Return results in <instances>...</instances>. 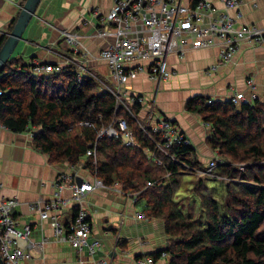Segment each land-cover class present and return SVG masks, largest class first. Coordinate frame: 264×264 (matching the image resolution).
Here are the masks:
<instances>
[{"label": "trees", "instance_id": "16d2710c", "mask_svg": "<svg viewBox=\"0 0 264 264\" xmlns=\"http://www.w3.org/2000/svg\"><path fill=\"white\" fill-rule=\"evenodd\" d=\"M6 38L0 37V48ZM115 105L112 93L91 77L80 80L71 68L37 73L14 52L0 72V123L15 132L36 127L33 145L52 163L85 159L86 168L105 184L118 181L124 191L144 200L146 217L162 220L168 236L167 246L151 253L155 259L165 252L168 264H264V101L237 105L197 94L185 103L187 112L198 113L213 127L206 139L210 148L232 161L216 166L221 177L197 175L193 193L200 199L205 223L187 215L175 199L183 175L197 173L162 153L131 113L116 111ZM132 110L140 114L141 105L134 103ZM118 117L128 120L139 146L104 136L96 161L84 158L99 129ZM87 120L93 125L82 124ZM152 134L161 140L159 132ZM146 150L160 156L163 164ZM169 151L186 164L203 166L191 144H173Z\"/></svg>", "mask_w": 264, "mask_h": 264}, {"label": "crops", "instance_id": "0c3cea01", "mask_svg": "<svg viewBox=\"0 0 264 264\" xmlns=\"http://www.w3.org/2000/svg\"><path fill=\"white\" fill-rule=\"evenodd\" d=\"M211 1L215 13L225 10L237 24L250 23L264 28V0H241L233 6H226L221 0ZM24 2L0 0V37L10 32ZM112 4L113 0H42L15 52L21 53L24 60L27 58L26 62L33 59L56 61L59 59L56 51H72L73 45L67 42L62 32L68 30L78 35L79 48L87 52L92 69L106 76L109 71L100 51L114 37L100 36L97 28L106 19ZM213 65L215 69H212ZM250 75L254 76L258 99L264 101V43L246 40L227 61L220 59L218 46L188 47L182 53L172 52L167 78L151 79L144 70L131 77L126 89L130 94L139 93L153 101L155 116L171 118L189 137L194 155L205 165L214 154L206 141L213 127L198 113L187 112L185 103L197 94L230 100L236 91L246 90ZM140 115L144 116V112ZM34 129L36 127L15 132L6 126L0 128V194L19 200L15 215L20 225L37 220L31 204L40 199H51L56 190V175L70 167L67 162L52 163L47 153L34 147L30 133ZM79 177L93 180V175L85 167L78 171L77 179ZM63 195L71 197L72 190L65 188ZM85 206L93 223L92 235L102 240V247L96 255L76 250L67 240H58L49 223L40 224L38 220L32 237L40 240L44 233L49 242L43 251H33V257L25 260V264H137L138 256L167 246L163 221L138 216L145 207L142 199L134 202L132 197L117 189L98 187L87 195ZM74 215V205H68L61 212L64 222L72 220ZM155 261L156 264H168L169 256L162 254Z\"/></svg>", "mask_w": 264, "mask_h": 264}, {"label": "built area", "instance_id": "2783aa9c", "mask_svg": "<svg viewBox=\"0 0 264 264\" xmlns=\"http://www.w3.org/2000/svg\"><path fill=\"white\" fill-rule=\"evenodd\" d=\"M226 6L238 5L241 0H221ZM211 0H191L189 4L182 0H113L112 7L97 33L102 37L113 36L114 39L100 51V57L105 61L109 74L106 76L95 72L91 67V59L87 52L79 48V38L74 32L63 30L64 38L72 46V51H54L59 59L56 61H41L33 59L32 70L37 73L53 74L71 68L79 79L91 77L102 89L112 93L116 99V111L127 109L149 135L156 147L165 155L182 163L189 171L211 177H221L215 171L220 163H232L230 159L221 157L214 151L211 159L203 166L186 164L169 151L173 144H191L189 137L177 128L169 117L156 115L155 103L148 101L139 93L130 94L126 84L131 77L141 71H147L150 78L161 80L169 74V54L182 53L186 48L200 49L211 46L219 47L221 60H231L242 41L264 43V28L256 24H237L225 11L215 13ZM142 63V64H137ZM215 69V65L212 66ZM257 85L254 76L247 78V88L236 91L231 101L240 105L243 102H253L258 99ZM139 103L144 112V122L140 114L132 110V105ZM140 112V113H141ZM82 124L92 126V120L82 121ZM4 125L0 123V128ZM149 127L152 129L150 130ZM159 132L161 140L152 132ZM34 134V130H30ZM104 136L121 138L125 145L139 146L134 131L125 117H118L110 124L102 126L95 141L89 143L84 158H97L98 142ZM157 163L163 164L162 158L155 152L146 150ZM85 159L76 164H70L68 171H60L54 180L56 187L54 196L49 200H39L31 204L37 214L34 222L20 221L15 215L19 200L15 197H4L0 194V255L5 264H25V260L33 257V251H43L49 242V237L42 233L41 239L32 237L35 224L49 223L60 241H69L78 251L86 250L90 255H96L102 247V240L92 235L93 223L85 206L89 193L98 187L117 189L122 194L132 197L134 202L140 199L137 194L126 192L118 181L105 184L93 175V180H77L78 171L85 167ZM241 169L245 164L239 163ZM87 169V168H86ZM152 181H148V185ZM69 187L71 197H65L63 191ZM68 205L77 208L72 220L64 222L61 212ZM141 218L145 212L138 213ZM166 254L165 252L162 253ZM155 257L143 254L136 258L137 264H156ZM105 262V261H103ZM99 264V263H98Z\"/></svg>", "mask_w": 264, "mask_h": 264}, {"label": "water", "instance_id": "95a60500", "mask_svg": "<svg viewBox=\"0 0 264 264\" xmlns=\"http://www.w3.org/2000/svg\"><path fill=\"white\" fill-rule=\"evenodd\" d=\"M41 1L42 0H25L13 28L7 34V38L0 48V72L15 52L19 42L24 38V33L36 14ZM77 180L79 183L82 182V178L80 177ZM0 264H5L1 255Z\"/></svg>", "mask_w": 264, "mask_h": 264}, {"label": "rangeland", "instance_id": "374dc122", "mask_svg": "<svg viewBox=\"0 0 264 264\" xmlns=\"http://www.w3.org/2000/svg\"><path fill=\"white\" fill-rule=\"evenodd\" d=\"M18 54V51L16 50L15 55ZM20 55H22L20 53ZM27 61V58L24 60ZM142 118V115H140ZM198 173L192 174V173H185L183 175V184L182 187L179 189L177 195H176V201L178 205L182 208V210L190 216H193L194 218L206 222V217L204 210L201 206V202L199 197L193 193L194 183L198 180ZM213 183L214 181H210Z\"/></svg>", "mask_w": 264, "mask_h": 264}]
</instances>
